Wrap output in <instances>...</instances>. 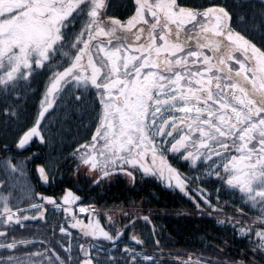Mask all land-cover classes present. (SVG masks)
I'll return each mask as SVG.
<instances>
[{
  "label": "snow or ice",
  "instance_id": "1",
  "mask_svg": "<svg viewBox=\"0 0 264 264\" xmlns=\"http://www.w3.org/2000/svg\"><path fill=\"white\" fill-rule=\"evenodd\" d=\"M133 7L127 20H119L109 16L106 0H0V96L18 92L35 68L44 67L45 61L51 64L53 52L67 47L69 52L63 54L71 58L62 71L53 72L44 94L37 97L30 123L20 129L17 147L24 149L37 137L43 140L42 133L50 131L45 128L50 118L69 103H84L91 86L95 93L88 103L95 131L72 154L77 172L92 173L97 185L120 173L134 181L139 172L166 182L196 207L203 202L216 212L223 211L221 189L239 188L242 199L259 206L260 214L245 223L243 211L234 209L240 218L231 223L240 236L256 237L252 252L264 261V4L258 25L256 15L251 17V28L247 16L214 3L135 0ZM121 30L131 33L134 42L122 41L116 35ZM257 35L259 47L253 42ZM215 38L227 42L226 51ZM233 66H237L235 77L249 83L251 91L232 82ZM69 81L77 91L66 102L64 85ZM12 159L4 163L15 173L21 166ZM37 172L47 180L44 167ZM213 175V183L221 185L215 208L201 187ZM41 199L62 208L68 225H59L64 244L49 241L41 244L44 253L33 254L41 259L47 255L42 264H164L159 259L163 254L147 252L146 241L135 235L131 237L135 246L121 251L118 241L124 233L105 231L99 212L90 205L78 211L70 207L84 203L73 193H65L59 203L51 197ZM32 208L41 211L35 204ZM78 213H89L87 225ZM22 215L23 210L17 206L13 211L7 202L0 209V248L5 251L33 243L15 238L6 242L10 232L23 226ZM126 218L130 223L125 228H134L132 217ZM108 220L111 225V217ZM76 228L81 232L77 239L103 238L112 242L118 255L105 249L102 257H93L91 252L99 251V245L85 248L84 243L78 245L77 254L70 231ZM154 243L159 248V240ZM243 256L240 261L214 264H256L247 253ZM3 264H20V260L9 256ZM179 264H199V260L189 258Z\"/></svg>",
  "mask_w": 264,
  "mask_h": 264
},
{
  "label": "trees",
  "instance_id": "2",
  "mask_svg": "<svg viewBox=\"0 0 264 264\" xmlns=\"http://www.w3.org/2000/svg\"><path fill=\"white\" fill-rule=\"evenodd\" d=\"M191 2L228 6L234 12L249 18V28L252 27L253 15H256V23L259 24V13L264 4V0H191ZM107 3L110 4L111 18L127 20L129 15L134 13L135 0H108ZM253 42L259 47L258 35ZM65 49V53L69 52L67 47ZM70 62V55L57 53L53 56L51 64H46L34 75L32 74L18 92L7 97L0 96V182L7 185L13 177L14 173L9 172L4 162L8 158H14L12 163L19 164L24 169V174L29 178L37 200L42 203L39 194L58 197L67 189L77 192L83 204L92 205L99 212L103 225L109 224L108 217H111L113 223H119L111 230L115 232L119 229L124 233L118 241L121 251L127 245L135 246V241L131 239L135 235L146 241L147 252L152 255L162 253L159 259L164 264H172L174 260L179 264L189 258L193 262L199 260V264L227 262L231 259L240 261L244 258V253L248 254L249 260L255 259L256 264H264L261 257L252 252L256 237L240 236L231 223L234 219L240 218L239 213H234V209L243 211L246 217L245 223H247L257 217L255 208L242 199L241 191H229L228 186L221 189L219 182L213 183L216 181L214 175L201 187H204L211 196L213 208L217 207L216 189H221L219 207L223 210L222 212L209 209L203 202H199L198 208L183 193L165 188L166 184L160 180L144 177L139 172L134 174V181L119 174L118 178L104 179L99 185L94 182L95 177L88 172H77L72 154L79 148L80 143L86 142L85 138L90 140L91 134L95 131L92 122L93 113L88 103L95 93L92 87L84 103L75 105L67 111L60 109L50 118V123L45 125V128L50 131L42 133L43 140L37 137L25 145L24 149L17 147L20 129L30 123L34 105L38 103L37 97L44 94L53 72L62 71V66ZM17 96L19 99H16ZM67 99L65 96V100ZM61 126L64 133L58 138L51 135L53 132L57 133ZM40 167L46 169L47 180L40 178L37 172ZM2 192L7 195L10 193L7 189ZM30 204L32 202L29 201L20 205L21 208H27L21 216L23 226L18 225L14 231L10 232L6 242H11L15 238L18 241L33 243H20L17 245L19 250L5 251L0 248V264L7 261L9 256L18 258L20 264H42V259H48L47 255L42 259L33 255L45 252L41 244H47L49 241L65 243V238L59 231V225L66 220L63 211L58 212L53 208V204L45 202L44 205L42 204L47 208L45 213L33 214L28 211ZM127 216H131L135 221L134 228H125V225L130 223ZM145 216L149 218L148 222L144 221ZM80 218L86 220L90 217L87 214L80 215ZM65 226L68 225L65 224ZM70 231L72 232L71 243L77 254H79L78 245L84 243L85 248L91 244H97L102 249L100 252L93 250L91 255L98 252L102 257L105 249L118 255L112 242L103 238L97 240L89 238L87 241L77 239L81 236L80 230L76 228ZM156 240L160 242L159 248L154 243ZM53 251L57 250L53 249Z\"/></svg>",
  "mask_w": 264,
  "mask_h": 264
},
{
  "label": "rangeland",
  "instance_id": "3",
  "mask_svg": "<svg viewBox=\"0 0 264 264\" xmlns=\"http://www.w3.org/2000/svg\"><path fill=\"white\" fill-rule=\"evenodd\" d=\"M107 2H108V0H106V3ZM150 2H151V0H150ZM123 33H124L123 30H121V31L117 32L116 35L119 38H121L123 36ZM65 51H66V49L64 48V49H61L59 52H53L52 53V56H54L57 53H65ZM48 63H49L48 61H45V65L48 64ZM83 63L86 64L87 61L84 60ZM249 66L252 67L253 65H249ZM40 68H42V67L35 68L34 69V72H33V75ZM89 71H90V69H89ZM64 87L66 89H68V92L65 95L66 98H68L67 100H65L67 102L69 100V97L71 96V93L74 92V91H77V89H76V85L73 84L71 81H69V84L68 85H64ZM82 87H83V85H81V88ZM89 89H91V86H89ZM77 94H78V92H77ZM73 106H75V105H72L71 103H69L68 106H67V108H61V109L67 111L69 109H72ZM61 129H63L62 126L58 129L59 131H57V133L56 132H53L51 135L56 136V138H58L60 134L64 133ZM81 144H84V143L82 142L78 146H80ZM85 172H87V171H85ZM24 173H25L24 172V169L21 167L18 170V172L14 173L12 175L13 177L10 179V181H9V183L7 185H5L4 183H1L0 182V207H2L5 202H7L9 204V206L12 207V210L13 211H16V207L17 206L21 210L25 211L27 208H21L20 205H22V204L30 201V202H32V204H30L31 206L28 207V209H29L28 211H30L33 214L34 213H37V211H35V209L32 208V205L35 204V205H37V206H39L41 208V211L40 212L45 213V210H47V208L46 207H43V205H44L43 203H45L46 201L45 200H42L43 201V203H42L41 201L37 200V196L34 193V188H33L32 184H30L31 182L29 181V178ZM88 173L90 175H92V173H90V172H88ZM120 174H123V173H120ZM6 189H7V191H10V193L8 195L7 194H4L2 192V191H5ZM235 189H237V188L228 187L227 190H229V191H235ZM67 192H71L75 196H78V193L77 192H75V191H73L71 189H67V190H65V192H63L62 195L60 194L58 197H55V196H52V195H45V194H39V197L40 198L41 197H51V198L57 200V202H62L63 196ZM241 195H243V193ZM70 207H73V205L70 206ZM54 209L56 211H58V212L62 210V208H57L55 205H54ZM255 212L257 213V216L260 214V208H259V206H256L255 207ZM86 214H89V213H84L83 215H86ZM92 215H95V214H92ZM77 218L80 221H82L84 225H87L88 224V220L89 219H86V220L82 219L81 220L80 216H78V215H77ZM97 218L100 220V225H101V227H103L105 229V231H109L112 234L115 233L111 229H112V227H117L119 225V223H117V222L116 223H113L112 222V224L111 225L108 224L107 225L108 227H107V226L103 225L104 222H103L102 217L100 215ZM62 224H65V223H62ZM2 230H0V231H2ZM125 247H129V245H127ZM92 256H94V257H97V256L101 257L98 252H96L95 255H92Z\"/></svg>",
  "mask_w": 264,
  "mask_h": 264
},
{
  "label": "flooded vegetation",
  "instance_id": "4",
  "mask_svg": "<svg viewBox=\"0 0 264 264\" xmlns=\"http://www.w3.org/2000/svg\"><path fill=\"white\" fill-rule=\"evenodd\" d=\"M172 27H173V31H174L175 30V26L173 25ZM123 32H124V34L122 36V41H124L125 43H133L134 42V37L132 36V34L129 33V32H126V31H123ZM215 39H217V42L221 43V51H226V49L224 48V44H226L227 42L226 41L220 42L219 41V38H215ZM208 54L209 55H213V53L210 50L208 51ZM236 54L238 55L239 53H236ZM236 67L237 66H233L232 82L233 83H236L238 85V87H244L247 90L251 91V85L249 83L245 82L242 78L235 77ZM256 99H259V94H256ZM181 170L182 171H185L184 169H181ZM197 175H198V173H197ZM142 176H144V177H151V176H145L143 174H142Z\"/></svg>",
  "mask_w": 264,
  "mask_h": 264
}]
</instances>
